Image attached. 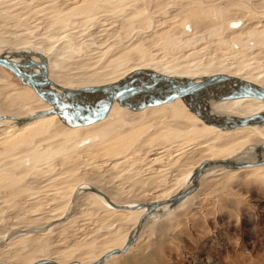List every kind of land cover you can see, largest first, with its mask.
<instances>
[{"label":"rangeland","instance_id":"374dc122","mask_svg":"<svg viewBox=\"0 0 264 264\" xmlns=\"http://www.w3.org/2000/svg\"><path fill=\"white\" fill-rule=\"evenodd\" d=\"M162 1L22 0L21 3V0H0V51L22 45L26 39L39 37L37 34L44 37L48 26H52L58 34L61 33L60 36L66 37L63 40L70 39L73 45L76 42L78 45L73 46L78 59L53 58L58 51L68 54L62 39L48 50V56L37 53L45 62L49 56L53 58L50 72L63 80H70L76 74L90 73L91 77L98 74L97 80L107 79L113 76L112 73L149 57L173 59L189 51L187 43L192 38V29L196 28H202L198 44L204 45V48L206 44V50L199 48L197 54L201 55V59L198 56L185 60L179 57L178 61L213 62V55L223 54L225 59L233 49L244 53L264 51V0H212L208 4H203V0H172V3L161 6L158 3ZM181 3L184 4L181 6ZM170 9L173 11L168 15ZM62 19L68 23H63ZM71 22L90 26L85 29L78 27L77 31L71 29V33L64 32ZM65 23L67 26H64ZM221 24L225 25L223 31L219 30ZM245 24V29L239 30V26ZM110 31L112 35H109ZM89 32L95 35L91 37ZM16 34L19 35L15 38ZM65 34L70 38L67 39ZM135 36L152 39L144 46L146 49L141 48L147 50L144 56L138 52L139 46L129 44ZM207 48H210V52H207ZM87 52H91V56L81 58ZM252 65H257V68L252 69ZM2 68L4 75L0 72V90L7 100H0V113L2 110L29 113L38 103L39 96L8 69ZM261 69H264L263 57L258 64L251 63L238 74L251 72L255 75ZM90 81H71L67 85L70 88L92 87L85 86ZM165 107L134 113L137 116L132 119L129 116L131 112L117 106L103 124L90 125L78 131H63L62 134H55L47 124H39L1 142L0 227L12 226L11 222L19 219L16 215L20 219L31 218L35 208L48 210V205H51L48 198L54 189L63 188L65 192L72 188L74 190L84 183L89 174L98 176L102 184L118 191L120 197L125 199L120 204L135 201L140 205L155 197H169L186 186L190 176L184 170L188 166L182 164L185 155H191L193 160L228 158L248 146L264 143V138L257 136L212 148L200 141L216 133L218 127L207 125L187 108L184 101L178 100ZM90 139L101 145V149L97 146L95 156L88 160L83 155L75 156L85 146L84 141ZM72 166L77 168L76 171L61 178L59 184V180H53V177H59L61 171L70 170ZM200 178V184L193 194L171 211L152 218L141 228L140 234L125 253L113 255L102 264H264V166L241 171L209 168ZM90 187L95 194L86 201L89 214H74L79 221L71 227L75 229L69 240L70 246L61 240L59 246L63 249L54 255L62 262L76 259L90 263L109 248H121L142 213L141 207L136 211L123 210L129 212H123V223L117 227L114 235L97 238H93L92 233L81 235L94 225H107L100 224L99 218L113 211L98 198L99 193L93 186ZM69 202L50 213L64 211ZM70 208L71 212L77 209L73 204ZM52 226L47 228L46 234L53 232ZM42 228L45 229V226ZM112 228H116V225L109 229ZM103 230L106 229L98 227L95 234ZM5 236L0 230V243ZM10 237L15 239L16 236ZM0 251L6 253L12 250ZM49 252L48 246H37L30 251L24 247L14 251L7 259L11 264H30V261Z\"/></svg>","mask_w":264,"mask_h":264},{"label":"bare ground","instance_id":"6f19581e","mask_svg":"<svg viewBox=\"0 0 264 264\" xmlns=\"http://www.w3.org/2000/svg\"><path fill=\"white\" fill-rule=\"evenodd\" d=\"M204 2L208 4L212 2V0H203V4H205ZM21 3H22V0H21ZM170 3H172V0H163L162 2H159L158 4L163 6V5H167ZM182 4L184 3H181V6ZM110 11L112 12V10ZM172 11H173L172 9L168 10L167 12L168 15L172 14ZM180 11L181 10H179V12ZM102 15L103 13L101 14V16ZM90 16L92 17L93 15H90ZM159 21L160 20L156 22L158 23ZM62 22L64 23L67 21H64L62 19ZM79 22H80V19H79ZM81 23H84V22H81ZM93 24L94 23H92V25ZM236 24H238V22ZM65 25L67 26L66 23L64 24V26ZM89 26L90 25L87 26V24L79 25L78 22L77 23L73 22L72 24H70V27H66L64 32L66 31L70 32L71 29H74V28L76 29L75 31H77L78 27L85 29V28H89ZM245 26L246 24L242 26L240 25L239 30H243ZM48 27L49 28L46 29V34L44 37L37 34V36L39 37L33 36L35 38H32L31 40L26 39L22 45L15 46V47H6V48L1 49L2 51H0V57H3L12 62H15L22 72H25L26 74L35 75L34 77L31 78V80L32 82H34V85H35L34 87L36 88L37 92H39L42 95V97L37 98L38 103L35 104L32 110L27 114H22L19 111H8V110L1 111L2 113H0V143L6 139H10L13 136L22 133L24 130L28 128L34 127L36 125L38 126L39 124H47L55 132V134H57L58 132L61 133L63 131H74V130L78 131L90 125L103 124L106 120H108L109 116L113 113L114 109L117 106L126 108L127 109L126 111L131 112V114H129L130 118L134 119L137 116L134 113L137 114V113H140L141 111H146V110L150 111L155 108H164L165 106L174 104L178 100L184 101L187 104V108L191 112H193L197 117L202 119L207 125L211 126L212 128H215V127L219 128V130L216 133H214L213 135L210 134L206 138L202 139L200 143L206 142L208 146H211L212 148H219V147H222V145L226 143L237 142L244 138L255 139L257 136H261L264 138V101L258 98H255V97H250V96L241 97V96L235 95L236 92H238V85H237L235 78H238L239 80H241V82L243 83L242 87L244 89H246L247 87H250L255 91H259V92L264 91V69L259 70L255 75H252L251 72L249 73L247 72L245 75L238 74L240 71L244 69V67L249 66L251 63L258 64L260 59L262 57L264 58V51L260 50V51H250L249 53L247 52L244 53L243 51L233 49L229 52V56H227L228 58H225V59H223V54L213 55L212 58L215 59L213 62L212 61L198 62V60L197 61L195 60L191 63L189 61L187 62L178 61L179 57H181L182 60H185V58H190L192 56H198L201 59L200 57L201 55L197 53H198V50H200L201 48L205 49L206 44H205V48H204V45L198 44L200 40L199 33H201L200 31H202V28L201 29L196 28V29H192L193 32L190 35L192 36V38L190 37L191 40L189 43H187V47L189 48V51L186 53H181L180 55L173 57V59H168V58L155 59V58L149 57L143 60L142 62L139 61L141 65L139 64V62H137L138 64H132L131 66H128L127 68H125L124 70L120 72L112 73L113 76L107 79L99 78L97 80L96 77L98 76V74H95V77H91L92 73H90L89 75H85V74L77 75L76 74L75 77L69 78L70 80L68 79L63 80L62 77L60 76L55 77L54 75L51 74L50 72V64L52 63L51 59L53 58L61 59L65 57L72 58V59L76 57L75 59H78L77 55H75V53L73 52V46L76 45L77 42L75 41L76 44L74 43L73 45L70 42V39H69L70 37L68 36V34L67 35L65 34V35L67 36V39L69 40H63L64 38H66L64 34H63L64 36L63 38L62 36H60L61 33L59 34L57 33L56 28L52 26L51 27L48 26ZM224 28H225V25L221 24L219 30L223 31ZM83 32H79V33L81 34ZM111 32L112 31H110L109 35H112L113 32L112 33ZM114 32H116V30ZM89 34H91L90 36L92 37V34L94 33L89 32ZM89 34L86 35L85 37L88 38L87 36H89ZM18 35L19 34H16L15 38ZM72 36H76V35L73 34ZM135 37H134V40L132 39L133 41L130 42L129 44L131 46H139L140 49H137V50L138 52H140L142 56H144L143 54L147 53V50H145L146 47L144 46L151 38L150 37L143 38L141 36H138L136 38ZM96 38L99 41V38L98 37ZM61 39L65 41L66 43L65 44L66 46L64 48L67 50L68 54L64 55L63 53H61V51H58V53H55L53 58L49 56L46 62L45 60L44 61L41 60L38 54L43 53L44 55L48 56L47 55L48 50H51V48L55 45V43ZM60 44H62V42ZM24 47H27V49H24ZM141 48H145V49L142 50ZM18 49L20 50L18 51ZM96 49L97 48H95V50ZM207 52H210V48H207ZM207 52L206 54H208ZM213 52L214 50H212V53ZM30 54H32V56L28 58ZM90 56H91V52H87L85 54V57H81V58L88 59ZM142 56H140L139 58H141ZM85 63H83L82 65L85 66L84 65ZM222 63L225 65H223ZM38 65H41L43 67L42 69L46 70V73H47L46 76L52 81L53 84L51 85L43 84L42 77L37 76V74H39L41 70V68H39ZM83 66H80V68ZM252 66H254L252 69L257 68L256 67L257 65H252ZM2 67L0 65L1 74H3L4 72V69ZM77 68L79 67L77 66ZM216 74H219L221 76L219 80L205 84L201 88L191 93L185 94L183 96L175 97L174 99L168 102H161L159 104H153L154 102L153 98H151L149 94L146 92L133 93L131 96L123 100H114L111 102L108 110L106 111V113L103 115L101 119L91 122V123H84L87 118L95 115L100 110V108L106 103L109 96H111L115 92L127 86H131L135 84H145L150 88L151 92L155 96L162 98V97H168L170 94H172L177 89L182 88L192 82H197L201 78H204L206 76L216 75ZM16 77L18 80H20L21 82L25 84V80L23 78L19 76H16ZM90 80H93V81H90ZM71 81L82 82V83L85 81H90L89 83H86L87 85L85 86H92L93 90L82 92L76 95H65L59 90L58 87H63V88H68V89H79V88H70L67 84L70 83ZM82 88H88V87H82ZM3 94L4 92L0 90V100L6 101L7 100L5 99L6 96H4ZM58 106L65 107L66 110L69 111L71 115H66L64 112H58L57 110H55V108ZM13 118H17V119H13ZM76 121H78V123H75ZM91 140L92 139H90V141H84L85 146L79 149L76 152L75 156L80 157L81 155H83L87 160L89 158L94 157L95 154L97 153L96 149L98 148L101 149V147H99L101 145L97 144L98 142H93ZM218 159H229L232 162H235L237 164H245V163L251 164L253 162L262 161L264 160V143L257 145V146L256 144L255 146L253 145L248 146L247 149L244 148V150L239 151L234 156L228 157V158L227 157H221V158H216V157L205 158L204 157V158H198L196 160H193L191 155H185L183 159L184 161L182 164L184 166L185 165L188 166L186 167V169L184 167V170H186V173L188 174V176H190V178L187 180L186 186H183L181 190H179L176 193L171 194L170 196H173L179 193L180 191H182L183 189H185L186 187L190 186L193 183L194 169L202 160H218ZM262 166H264V164L257 165V166L252 165L248 167L230 169L220 164H206L204 165L200 173V176L198 178V186L200 184L201 175L204 173L205 170L209 168H219V169L224 168V169H229L233 171H241V170H253L254 168H258ZM79 168H81V166ZM76 169H77L76 167H73L70 170L61 171V174H64V175L60 176L61 175L60 174L59 177L58 176L53 177V180H59L58 182L59 184L62 181L61 178L65 177L66 175H69L71 172L76 171ZM93 175L89 174L88 177H85V181L84 183H82L83 185L80 184L79 186H76L74 190L72 188L70 191L65 192L63 191V188L62 189L56 188V190L54 189V192L52 193L51 197L48 198V200L51 201V205L50 206L48 205V210L42 211L43 208H35L34 209L35 213L31 218L22 217L24 219H20L19 215H16V217H18L19 219L16 220V222H14L13 220H15L16 218L14 219L12 218L13 219L12 221L14 222V223L11 222L12 226L8 225L3 228L0 227V230L6 235L5 238H3L0 243V249H11L12 250L6 253H3L2 251H0V255L2 254L0 257V264H11L10 262H8L7 258L8 256L12 255L14 251L23 249L24 247H27V251H30V250H34L37 246H48L50 247V252L48 255L39 257L33 262L30 261V264H33L34 262L40 261V260H47L51 262L52 264H88V263L79 262L76 259H71V260L62 262L59 259L55 258L54 255L63 249V247L59 246V242L61 240L66 242V246H70L69 240L72 239L71 238L73 235L72 233H74L73 230L75 229L74 227L72 230L71 227L73 226L74 223L79 221V219H77V215L78 216L85 215L86 213L89 214L88 209L85 207L87 206L86 201L87 199H89L95 194L91 190L90 186H93V188L99 193L98 198L102 200L104 205H106L109 209L113 210L108 215L106 214L99 218L100 224L106 223L107 225H99V226L94 225L93 228L85 229L86 231H84V233H81V235L83 234L84 236H86L88 233L89 234L92 233L94 235L93 238H97L98 236H104V235H109V236L114 235L117 232V227L122 225L123 223V219H124L123 212H129V211H123V210L136 211L138 208L141 207L142 213H143L145 210V205H147L148 203L166 200L167 198L170 197V196L164 197V198L155 197L153 199L145 201L142 204V206H139L137 203H134L135 201L134 202L131 201L130 204H120L119 202L125 199L120 197V195L118 194V191L105 186L97 179L98 176L95 177L96 175L95 176ZM50 182L51 181H49V183L47 182L48 183L47 186L50 184ZM78 189H80L81 191ZM195 190L191 194H193ZM101 193L104 194V196L101 195ZM48 194L49 193H47V195ZM191 194L187 195L186 197L190 196ZM186 197L178 201L174 206H177ZM68 201H70L69 202L70 205H66V207L63 208L65 209L64 211H61L60 213H56V214L50 213L53 210L59 209L60 206H63L64 204H68ZM72 204L74 205V208L76 207L77 209L71 212L69 208ZM174 206L170 207L167 204H161L153 208V210H151L142 219L139 229L136 232H135L136 225L134 226L130 234L125 239L123 245L125 244L126 240L133 237L134 234H135V239H134L135 241L141 232L140 231L141 228L145 226L147 222H149L152 218L155 219L156 216H162L165 213L171 211L174 208ZM19 211L22 212V210L20 209ZM75 213L77 214L76 216H74ZM53 224L54 226H52ZM114 225H116V228L109 229L111 228V226H114ZM42 226H45V229L42 228ZM50 226L54 227V230L49 235L46 233H47V228H49ZM98 227H101V229H103L104 227L106 230L101 231L99 234H95V231L97 230ZM81 229H83V226ZM11 235H15L16 236L15 239L11 238L10 237ZM79 239H81V237ZM130 245L127 247V249L130 247ZM111 249H120V248H109L105 250L104 253ZM127 249L125 250V252L127 251ZM113 255H116V254H113ZM109 257H107L104 261H106ZM41 264H46V263H41Z\"/></svg>","mask_w":264,"mask_h":264},{"label":"water","instance_id":"95a60500","mask_svg":"<svg viewBox=\"0 0 264 264\" xmlns=\"http://www.w3.org/2000/svg\"><path fill=\"white\" fill-rule=\"evenodd\" d=\"M0 65L3 66L4 68L8 69L13 75L19 76L21 78H23L25 80V84H28L29 86H31V88L33 89V91H35V93L39 96L42 97V95L37 92L36 88L34 87V82H32L31 78L34 77L35 75L33 74H26L25 72H22L20 70V68L18 67V65L15 62H12L6 58L0 57ZM39 68H41L39 74H37V76L42 77L43 80V84L44 85H51L53 84L52 81L47 78L46 76V70L42 69L43 67L41 65H38ZM221 78V76L219 74L216 75H211V76H206L204 78H201L199 81L197 82H192L182 88L177 89L176 91H174L172 94H170L168 97H162L159 98L157 96H155L150 88L145 85V84H135V85H131V86H127L125 88H122L121 90L115 92L114 94H112L111 96H109V98L107 99L106 103L100 108V110L93 116L87 118L85 120L84 123H91L94 121H97L99 119H101L103 117V115L106 113V111L109 108V105L111 104L112 101L114 100H123L129 96H131L133 93H138V92H146L149 94V96L151 98H153L154 102L153 104H159L161 102H168L171 101L172 99H174L175 97H179V96H183L185 94L191 93L199 88H201L202 86H204L205 84L211 83L213 81L219 80ZM237 85H238V92H236V96H250V97H255L258 98L262 101H264V91L259 92V91H255L250 87H247L246 89H244L243 83L241 82V80H239L238 78H235ZM59 90L64 93L65 95H76L82 92H87V91H91L93 90V87H88V88H79V89H68V88H63V87H58ZM55 110H57L58 112H64L66 115H71L69 111L66 110L65 107L63 106H58L55 108ZM13 119H17V118H13ZM75 123H78V121H76ZM81 123V122H79ZM206 164H220L225 166L226 168H230V169H235V168H241V167H248V166H252V165H261L264 164V160L262 161H257V162H253V163H245V164H237L235 162H232L229 159H218V160H202L194 169L193 172V183L186 187L185 189H183L182 191H180L179 193L170 196L169 198H167L166 200H162V201H158V202H150L147 205H145V210L144 212L140 215V217L137 220V224L135 226V232L139 229L140 223L142 221V219L151 211L153 210V208H155L158 205L161 204H167L170 207L174 206L178 201H180L181 199H183L184 197H186L187 195L191 194L198 186V178L200 176V173L204 167V165ZM101 195L104 196V194L101 193ZM139 206H142V204H140ZM135 239V234L133 237L129 238L128 240H126L125 244L122 246V248L120 249H111L108 250L107 252H105L101 257H99L97 260H95L94 262L88 263V264H102L103 261L113 255V254H121L124 253L125 250L127 249V247L133 243ZM41 263H49L52 264L51 262L47 261V260H40V261H36L33 264H41Z\"/></svg>","mask_w":264,"mask_h":264}]
</instances>
